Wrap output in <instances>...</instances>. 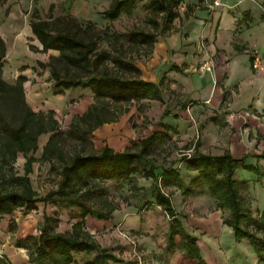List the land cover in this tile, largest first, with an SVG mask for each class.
Instances as JSON below:
<instances>
[{"label":"trees","instance_id":"obj_1","mask_svg":"<svg viewBox=\"0 0 264 264\" xmlns=\"http://www.w3.org/2000/svg\"><path fill=\"white\" fill-rule=\"evenodd\" d=\"M148 2V12L161 15L159 33L154 30H134L125 37L130 47L134 49L143 46L151 53L158 34L170 29L177 18L176 8L180 0H111L103 16L112 20L121 13L130 14L135 2ZM53 4L48 9L52 10ZM186 16V15H185ZM149 20L157 28L153 18ZM31 32L40 43L41 48L33 51H57L50 56L46 64L49 68L52 86L56 89L88 88L93 93V101L79 116L73 117L69 130L80 132L82 136L92 133L97 127L115 122L118 115L127 111L126 104H138L142 100L162 101L161 89L158 83L144 80L131 59L122 55L111 57L106 50L99 49L102 41L115 43L117 35L96 30L90 21L77 22L66 16L56 19H40L30 22ZM102 33V35H100ZM115 51H117L115 49ZM6 55L4 40L0 37V217L12 214L15 210L24 208L26 211L37 209V202H56L66 206L80 208L78 220L71 224L70 230L56 231L57 217L43 212L38 235H29L17 242V247L27 249L29 264H72L73 253L89 254L95 252L91 259L82 264H108L121 262L112 252L100 245L84 228V218L90 216L98 220L111 218L118 205L104 199L103 207L92 209L85 198L97 200L96 193H102L100 182L111 180L123 182L134 175L154 182V203L172 218L166 231L167 246L174 247L177 235L183 238V258L194 264H205L199 254L196 235L189 233L182 225L178 214L172 206L170 195L162 191L157 184L156 170H161L160 182L166 186L175 182L184 187V192L192 194L196 187L203 186L216 201V208L228 210L229 216L223 223L230 227L237 241L246 239L257 256L255 264H264V211H253L248 203L243 201L241 190L244 181H237L235 170L240 166L245 170L256 171L251 165H244L245 154L240 159H234L229 152L221 155L201 154L197 151L190 156L182 155L187 171H195L188 185H184L179 174L171 166L158 168L154 160L148 157L147 149L154 143H160L167 137L169 127L162 122L156 130L140 141L137 151H114L104 145L100 150L90 153H68L63 145V135L54 117L53 110L33 111L24 100L23 83L26 77L17 76L10 84L2 77L3 60ZM108 60L113 65L132 72L129 77L115 75L103 66ZM168 114L165 110L163 116ZM50 133L42 147L41 155L35 158L40 135ZM188 149V148H184ZM25 156L23 174H19L14 163L17 155ZM263 158L264 155H255ZM34 162H49L50 170H56L60 181L55 189H50L43 197H38L32 188L28 174ZM0 264H12L5 255H0Z\"/></svg>","mask_w":264,"mask_h":264},{"label":"rangeland","instance_id":"obj_2","mask_svg":"<svg viewBox=\"0 0 264 264\" xmlns=\"http://www.w3.org/2000/svg\"><path fill=\"white\" fill-rule=\"evenodd\" d=\"M6 1L0 0V29H3L10 20H14V26L0 34L6 46L2 77L6 82L13 84L17 76L22 75V73L29 74L22 85L25 103L33 111H54V117L59 124V131L63 135L62 142L68 153L77 151L81 153L95 152L104 145H109L116 151L126 149L137 151L140 149V141L143 138L153 131H161L158 124L162 122V117H158L159 113H156L155 110L157 107L151 106V103L150 106H146V104H143L145 101H140L138 104L132 102L126 104L128 110L119 114L115 122L103 124L87 136H82L80 132L70 131L69 123L71 119L79 116L87 109L93 101V93L88 88L63 90L54 88L50 79L49 68L40 65L39 61L46 64L49 57L57 55L58 52L54 50H47L46 52L33 51L31 47L40 49L41 46L35 37L26 36L21 42L15 43L13 35L17 32L16 28L18 29L21 26L22 21L23 23L31 22L36 18L56 19L70 16L80 23L90 21L96 30H103L107 27L104 30L106 33L117 35L115 43L111 42L112 44H109V42L102 41L99 43V49L108 51L111 57L120 54L125 59L130 58L133 64L139 68L141 65L146 66L150 54L143 46L138 49L130 47L125 36L134 30H154L159 33L161 15L156 16L148 12L147 1L135 2L130 14L121 13L112 20L106 19L102 14L107 0H53L54 7L52 10L48 9V2L13 0L12 9H9V7L4 11ZM19 1H23L22 4ZM19 6L20 8H17ZM179 6L180 4L176 8L177 13L180 11ZM73 11L82 16L73 15L71 13ZM9 14H15V17L11 19ZM149 18L155 19L157 28H154V23ZM172 28H175L173 24L170 29L162 34L170 33ZM103 66L110 73L123 77H129L132 73L125 68L113 65L111 60L102 64L100 68ZM35 91L37 92L35 93ZM171 95L175 96L174 93H171ZM192 104L180 107V109L185 110L187 115L180 121L182 124L180 131L184 128H190L200 133L203 125L213 121V119L208 116L199 117L205 112L192 110ZM159 107L162 109L163 105H159ZM145 108L150 109L145 110ZM169 108L171 109L172 105H169ZM165 110L168 111L167 107ZM197 112L199 115L196 116L195 113ZM164 117H168V114ZM49 136L50 133L39 136L37 140L38 148L33 154L35 158L40 157L42 147ZM180 136L179 138L168 132L167 137L162 142L154 143L147 149V155L154 160L156 167L167 168L172 157L179 158L181 156V152L177 150L181 149L187 140L182 135ZM193 143L194 141L190 140L186 145L191 147ZM192 151L188 152L191 154ZM24 162L25 156L19 153L14 163V168L19 174L24 173ZM31 168L32 170L28 176L32 188L38 193V197H43L50 189L57 187L60 176L56 170H50L49 162H34ZM155 173H157V184L161 186L164 193L170 195L171 203L182 225L189 233L196 235L198 238L197 244L207 249V257L212 259L214 264H255L257 262V256L254 257L253 254L248 256L250 247H252L249 242L246 239L237 241L230 227H226L225 224L224 234L217 236L215 233H208L210 230L208 232L201 231L190 223V220L195 219L196 216H206L216 204V201L210 195L208 197L204 196L206 194L204 187H197L195 189L196 194L191 196V200H188L189 195L185 196L184 187L174 188L176 185L173 182L162 186L160 182L161 170H156ZM235 173L237 178L244 177L247 179L245 183L247 184L253 209L257 207L264 211V164L263 166L256 165V171L245 170L239 166ZM190 175L183 172L182 178L187 182ZM251 176L253 177L250 178ZM99 185L104 189L102 193L95 194L97 200L85 198L86 203L92 209H99L103 207L102 201L107 199L117 204L118 209L113 211L111 218L107 220H98L86 216L84 218V228L100 247L107 249L122 260L116 263L108 262V264H193L183 258V238L180 235L175 237L174 247L167 246L166 231L172 218L154 203V182L143 178L140 174L134 175L123 182L105 180L100 182ZM180 192L181 194H179ZM36 206V210L28 212L21 208L10 215L0 217V252L3 248L13 246L28 257L27 249L16 245L19 240L29 235H38L43 212L56 215L58 223L55 230L59 232L70 230L71 224L79 219L80 208L76 205L66 206L63 203L56 202L45 204L37 202ZM221 213L220 220L223 223L228 218L229 212L224 209L221 210ZM0 255L3 254L0 253ZM94 255L95 252L89 254L73 253L74 263L72 264H82L83 261L93 258ZM262 261L264 262V257ZM12 264L14 263L12 262Z\"/></svg>","mask_w":264,"mask_h":264},{"label":"crops","instance_id":"obj_3","mask_svg":"<svg viewBox=\"0 0 264 264\" xmlns=\"http://www.w3.org/2000/svg\"><path fill=\"white\" fill-rule=\"evenodd\" d=\"M12 2L13 0L6 1L4 11L9 7L12 9ZM22 2L19 1L20 4ZM42 2H48V7L50 4L54 5L53 0H40V3ZM110 2L111 0L106 1L103 11L108 8ZM179 8L178 16L172 22L175 28H172L170 33L156 36L146 66L139 67L142 79L159 84L163 99L142 100L146 102L143 104L150 106L151 103V106L157 107L156 113H159L158 117H162V123L169 127L168 132L179 138L182 135L187 140L185 145L177 150L181 152V156L172 157L168 166L177 171L184 185L189 184L196 172L187 171L181 157L190 156L195 151L210 155L229 152L234 159L248 154L243 160L244 165L255 168L256 165L263 166L264 159L255 155H264V0H221V3L212 7L203 0H180ZM71 13L77 17L82 16L76 11ZM9 15L11 19L15 17V14ZM13 21L10 20L0 29V34L11 29L14 26ZM16 30L13 34L15 43L21 42L26 36H33L30 22L22 21ZM255 57L262 60L257 68L252 67ZM204 62L211 65L209 71L200 68ZM22 75L29 76L28 73ZM191 103L192 110L205 112L203 115L197 112L196 116H208L213 119L203 125L200 133L190 128L180 131V121L187 117L185 110L180 107ZM159 105H163V108ZM169 105H172L171 109ZM166 107L168 117L163 118ZM190 140L194 143L187 147ZM190 150H193L191 154L188 152ZM183 172L191 174L187 182L182 178ZM234 177L237 181H247L244 177L237 178L236 173ZM173 183L176 185L174 188H178V185ZM184 194L189 195L188 200H191L196 191ZM208 195L210 194L206 192L204 196ZM241 196L254 212L263 211L257 207L253 209L246 183L241 190ZM215 206L216 204L206 214L207 217L196 216L190 223L201 231L210 230V234L223 235L225 226L220 220L222 213ZM198 248L205 264H214L213 260L207 257V249L200 245ZM250 248L248 256L253 254L255 257L253 248ZM17 249L8 246L0 253L11 263L29 264L28 257Z\"/></svg>","mask_w":264,"mask_h":264},{"label":"built area","instance_id":"obj_4","mask_svg":"<svg viewBox=\"0 0 264 264\" xmlns=\"http://www.w3.org/2000/svg\"><path fill=\"white\" fill-rule=\"evenodd\" d=\"M209 7L217 5L221 3V0H203ZM262 60L260 58L255 57L252 67L257 68L261 65ZM202 70L209 71L211 69V65L208 62H204L201 67Z\"/></svg>","mask_w":264,"mask_h":264}]
</instances>
